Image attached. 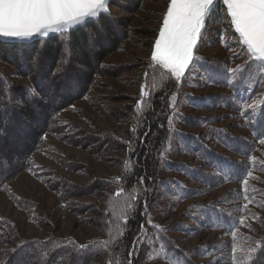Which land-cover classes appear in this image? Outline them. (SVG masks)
Returning <instances> with one entry per match:
<instances>
[{
  "label": "trees",
  "instance_id": "1",
  "mask_svg": "<svg viewBox=\"0 0 264 264\" xmlns=\"http://www.w3.org/2000/svg\"><path fill=\"white\" fill-rule=\"evenodd\" d=\"M150 1L114 0L110 15L71 32L70 56L65 55L63 34L32 42L0 40V191L29 214L30 222L47 224L31 213L39 207L37 202L10 190L11 182L28 172L56 196L57 211L79 217L99 232L80 240L60 235L54 228L44 237H29L18 222L0 212V264H129V251L131 264H151L154 257L169 264H264L260 251L264 234L251 222L264 227L260 216L264 213V143L259 142L264 138V64L250 61L233 31L235 56L234 52L228 57L201 53L202 45L212 41L210 26L196 53L201 59L179 81L151 57L106 63L128 42L152 48L162 19L156 29L140 28L132 25L130 17L113 11L136 14ZM238 65L245 66L241 72L226 71ZM121 76L129 79L133 93L89 96L94 88L107 86L106 78ZM202 83L224 91L192 92ZM24 85L35 87L37 96L30 100ZM105 97L123 103L122 108L106 106L107 113L119 121L118 128L88 131L60 118L80 100L97 102ZM189 105L222 112L191 115L184 109ZM234 114L239 117L235 125L247 134L221 124ZM51 138L112 164L116 174L91 173L87 183L79 184L38 164L35 155L54 150ZM54 159L73 173L86 171V163ZM229 184L236 187L219 197L193 200ZM185 203L179 220H161ZM237 218L243 222L230 232ZM200 229L219 231L223 238L182 244ZM138 235L144 243L134 250L132 241ZM25 241L38 243L18 249ZM81 245L90 247L81 251Z\"/></svg>",
  "mask_w": 264,
  "mask_h": 264
},
{
  "label": "rangeland",
  "instance_id": "2",
  "mask_svg": "<svg viewBox=\"0 0 264 264\" xmlns=\"http://www.w3.org/2000/svg\"><path fill=\"white\" fill-rule=\"evenodd\" d=\"M169 0H152L147 3L142 10L136 14H127L120 12L116 9L113 11L122 17H130L131 23L134 26L140 28L156 29L158 22L162 19L164 12L166 11ZM221 6L219 13L215 15L213 21L208 22L213 34L211 35L212 41H207L202 45L201 53L208 55H219L228 57L231 52H236L237 48L233 45V32L234 26H229V17L226 16L225 6L221 3L216 5V8ZM112 9V8H111ZM110 9V11H111ZM161 26V25H160ZM160 28V27H159ZM219 34V36L217 35ZM159 29L157 36L154 37V42L158 38ZM237 35V34H236ZM238 37V36H237ZM141 38H147L142 36ZM239 38V37H238ZM151 39V37H149ZM231 44V47L227 45ZM201 48V47H200ZM154 50V43L151 49L144 48L136 45L132 42L125 44L124 48L118 52L113 53L106 59L108 64H124L131 63L138 58H148ZM197 51L195 52L196 55ZM187 71V70H186ZM185 71V74L187 72ZM134 75V74H133ZM182 78V77H181ZM20 81L19 79H17ZM107 86L94 88L89 96H115L123 93H133V88L129 85V79L123 80V76L118 78H106ZM192 92L198 95L223 92L224 89L213 85L202 83L196 87L191 88ZM116 106L119 108L123 107V103L113 102L112 100L105 97L99 99L97 102H90L88 100H80L75 103V109L70 111H64L60 114V118L66 121L72 122V124L78 125L88 131H96L97 129L109 130L119 127V121L111 116L106 111V106ZM184 109L191 115H212L220 113L218 110H201L196 109L193 105L185 106ZM239 121L237 114L227 119L222 125L227 126L231 131L240 134H247L245 130L235 125ZM197 130V129H190ZM51 144L54 146V150L50 153H42L34 156L35 162L38 164L49 166L56 170L62 176L71 179L79 184L87 183L90 180L91 173L100 176L115 175V167L101 160L95 155H91L87 151L68 146L64 143L51 138ZM264 148V144L261 145ZM55 156L68 160L73 159L87 164L85 172L73 173L62 168L56 161ZM182 159H189L185 156H181ZM233 184L226 185L220 189H216L206 195L197 197L193 200L204 201L212 200L222 195L226 190L235 188ZM11 192L17 194L26 199H31L39 204V207L35 208L31 213L36 217H43L48 223L44 222H30L29 214L19 208H17L13 202L9 199L6 193L0 191V212L8 217H11L14 221L18 222L22 233L29 237H44L50 230L56 229L60 235H74L80 240L90 239L92 237L99 236V232L92 227L84 224L79 217L71 215L63 211H57L55 206L57 204L56 196L49 192L43 183L30 175L28 172L22 173L10 184ZM88 200V199H85ZM192 200V201H193ZM185 203L180 206L179 210L173 213H167L161 217L163 222H170L179 220L181 213L186 206ZM261 218H264V213L260 214ZM260 233L264 234V227L251 221ZM255 223V224H254ZM264 225V222L262 223ZM249 232V228L246 229ZM222 233L219 231L200 229L196 235L191 238L184 239L183 245L191 246L195 243L206 244L215 240L222 239ZM151 264H169L167 261L159 257H154Z\"/></svg>",
  "mask_w": 264,
  "mask_h": 264
},
{
  "label": "snow or ice",
  "instance_id": "3",
  "mask_svg": "<svg viewBox=\"0 0 264 264\" xmlns=\"http://www.w3.org/2000/svg\"><path fill=\"white\" fill-rule=\"evenodd\" d=\"M110 2L111 0H0V37L27 41L35 37L49 38L50 34H63L61 42L65 46V55L70 56L68 45L71 32L90 22L89 18L99 19L102 14L110 15ZM217 3L225 6L226 16L230 18L229 26H234L239 33L238 39L247 46L250 61L264 63V0H169L162 16L158 38L154 42L151 61L170 69L179 81L189 65L201 59L195 52L205 39L208 22L216 11ZM235 55L234 52L233 56ZM244 67L238 65L226 71L235 74ZM23 87L30 100L37 96L35 87ZM175 99L173 96L172 100ZM259 142L264 143V138ZM227 178L226 175L225 179ZM143 180V176L139 177L140 183ZM144 204L146 207V200ZM242 222L237 218L229 226V231ZM139 229L143 233L144 224H140ZM27 243L38 241H25L17 245V248L22 249ZM143 243V237L138 235L132 241L133 249L138 250ZM79 247L81 251H86L90 246ZM252 251L256 252L257 249ZM260 251L264 253V248ZM132 254L129 251V264Z\"/></svg>",
  "mask_w": 264,
  "mask_h": 264
},
{
  "label": "water",
  "instance_id": "4",
  "mask_svg": "<svg viewBox=\"0 0 264 264\" xmlns=\"http://www.w3.org/2000/svg\"><path fill=\"white\" fill-rule=\"evenodd\" d=\"M113 1H114V0H111L110 4L108 5L109 9H111V3H112ZM218 4H219V3H217V5H218ZM102 15H103V14H102ZM92 20H94V19L89 18V21H92ZM234 31H235V33L237 34V36L239 37V33L236 32L235 28H234ZM54 35H57V34H50V37H51V36H54ZM38 39H41V37H35L33 40H27V41H19V40H13V39L5 38V37H0V40L7 41V42H32V41H35V40H38ZM241 43H242V45L245 46L246 49H247V46L244 45L242 41H241ZM258 62H260V61H258ZM260 63H262V62H260ZM262 64H264V63H262ZM190 65H191V64H190ZM190 65H189V66H190Z\"/></svg>",
  "mask_w": 264,
  "mask_h": 264
}]
</instances>
